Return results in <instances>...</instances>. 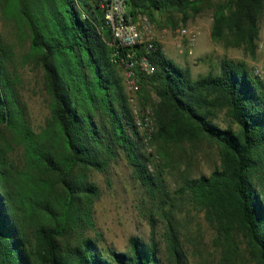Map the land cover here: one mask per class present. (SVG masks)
<instances>
[{
	"label": "trees",
	"instance_id": "obj_1",
	"mask_svg": "<svg viewBox=\"0 0 264 264\" xmlns=\"http://www.w3.org/2000/svg\"><path fill=\"white\" fill-rule=\"evenodd\" d=\"M127 2L131 14L152 21L167 14L170 24L175 13L186 21L212 8L215 42L257 52L264 0ZM0 14L20 18L49 108L34 127L10 69L12 54L0 43V264H193L190 234L172 204L163 208L162 233L151 214L149 238L130 236L127 250L90 235L100 190L89 171L106 170L123 153L153 192L175 151L195 159L211 148L217 154L211 172L193 175L187 166L178 193L213 228L217 264H264V79L245 61L224 58L219 72L194 77L156 42L155 71L141 73L138 93L142 108L153 105L147 135L123 73L126 54H142L144 45L113 39L100 0H0ZM146 144L162 158L154 171Z\"/></svg>",
	"mask_w": 264,
	"mask_h": 264
},
{
	"label": "rangeland",
	"instance_id": "obj_2",
	"mask_svg": "<svg viewBox=\"0 0 264 264\" xmlns=\"http://www.w3.org/2000/svg\"><path fill=\"white\" fill-rule=\"evenodd\" d=\"M173 15V14H172ZM17 16L5 19L0 14V43L12 54L10 69L14 75L16 88L21 102L25 105L27 117L31 124L38 128L44 123L49 113L46 91L43 86V71L27 57L30 47L29 36L20 28ZM20 18H18L19 20ZM167 14L157 13L155 16V38L166 55L182 67H189L194 77L210 70L219 72L221 60L231 58L245 61L253 71L256 67L264 70V14L260 19V38L255 55L245 52L240 47H227L222 42H215L211 37L213 9L206 8L186 21L181 13H175V24L168 23ZM181 27L198 28L201 31L196 43L189 47L188 39L179 32ZM151 93L152 101L157 96ZM129 94V93H128ZM130 97V96H129ZM130 101V100H129ZM132 106V103L130 101ZM138 105L141 106L140 99ZM153 109V105L148 103ZM225 125L221 118L218 121ZM152 126L154 122L152 120ZM141 131V130H140ZM145 150L152 152L149 162L151 171L155 166L161 167L162 158L155 147L146 144ZM205 150V149H204ZM216 149H206V153L189 159L186 154L175 151L172 162L165 168L159 178L160 190L148 191L136 178L133 167L126 156L121 153L112 160L104 171L92 169L90 178L100 190V197L94 201V225L90 235L101 234L104 243L118 250L129 248V237L139 235L144 239L150 236L149 216L155 214L159 219V231L164 228L163 208H170L177 215L187 234H190V259L193 264H217L219 252L213 245L214 230L206 221L204 213L193 207L189 199L178 193L182 177L189 166L193 175L209 174L217 162ZM246 244H242L245 248Z\"/></svg>",
	"mask_w": 264,
	"mask_h": 264
},
{
	"label": "built area",
	"instance_id": "obj_3",
	"mask_svg": "<svg viewBox=\"0 0 264 264\" xmlns=\"http://www.w3.org/2000/svg\"><path fill=\"white\" fill-rule=\"evenodd\" d=\"M127 1L100 0V5L104 11L105 24L111 29L115 41L129 47L144 45V53L137 54L135 50H131L126 54L123 60V73L138 128L148 135L153 129V111L149 106L142 108L138 105V93L141 73L150 75L155 71V66L150 59L151 54L157 49L155 23L145 13L131 14ZM179 32L188 39L189 47L196 43L201 34L200 29L188 27H181ZM254 74L264 79V70L261 67H256Z\"/></svg>",
	"mask_w": 264,
	"mask_h": 264
}]
</instances>
